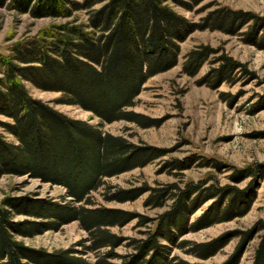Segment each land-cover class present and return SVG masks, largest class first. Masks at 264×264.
<instances>
[{"label": "trees", "instance_id": "obj_1", "mask_svg": "<svg viewBox=\"0 0 264 264\" xmlns=\"http://www.w3.org/2000/svg\"><path fill=\"white\" fill-rule=\"evenodd\" d=\"M4 3L17 13H28L34 18L66 17L81 7L88 12L85 22H77L74 17L43 27L10 46L6 53H0V114L12 119L4 125L17 139V144L7 145L0 139V171L30 174L43 182L64 187L71 203L79 202L80 206L47 208L44 205L39 206L41 212L31 211L47 216L52 210L59 221L78 220L91 235L88 249L106 248L96 264H109L108 259L116 256L114 249L122 239L108 228L124 225L133 214L118 208L87 207L92 202L90 193L103 184V178L143 166L155 154L151 149L137 147L121 136L102 133L87 122L70 118L32 98L25 82L44 90L59 91L62 93L58 99L60 103L79 105L105 122L119 119L140 122L146 118L126 109L134 105L133 99L148 77L177 63L180 48L176 41L185 37L187 26L183 21L179 25L178 17L166 0H81L79 3L0 0V5ZM248 16L239 10L218 8L206 14L196 26L232 32L241 28ZM260 39L264 40V28L260 29ZM211 53L213 50L207 45L190 49L184 55L182 72L197 75L202 65L210 60ZM217 60L221 65L211 68L205 77L214 87L228 81L234 69L239 67L227 56ZM203 163L220 169L214 160ZM177 167L185 169L178 164ZM254 173L253 167H247L243 172H235L233 177L241 181ZM252 185L250 190H238L229 185H218L214 177L208 176L183 186L174 183L162 188L143 186L117 190L106 199L133 200L147 190L145 206L160 207L167 198L173 199L171 211L160 216L156 227L153 231L147 230L144 238L132 240L134 250L119 264H200L179 259L176 255L170 257L171 250L159 241L164 239L176 244L178 234L244 215L256 199ZM209 198L214 201L208 210L189 223V214ZM7 203L16 210L23 206V203L10 200ZM9 213L8 209L0 207V264H53V261L64 259L62 256H38L14 240L10 229L16 227L9 220ZM149 221L140 216L138 225ZM47 224L56 226L59 222ZM27 231L31 233L34 228ZM256 235L258 240L251 264H264L262 219L239 232V246L228 263L234 261L232 264H235L245 252L247 242ZM221 239L209 242L182 239L178 245L182 247L189 243V251L205 259L224 245L225 241ZM75 260L71 264H86L82 259Z\"/></svg>", "mask_w": 264, "mask_h": 264}, {"label": "rangeland", "instance_id": "obj_2", "mask_svg": "<svg viewBox=\"0 0 264 264\" xmlns=\"http://www.w3.org/2000/svg\"><path fill=\"white\" fill-rule=\"evenodd\" d=\"M166 3L178 17L179 25L184 22L188 32L182 40L176 41L180 48L177 63L148 77L134 97V105L126 109L146 119L105 122L79 105L60 103L58 99L62 93L59 91L44 90L30 82H25V86L32 98L64 115L83 120L102 133L121 136L155 154L143 166L103 178V184L90 193L92 202L87 207L118 208L133 214L124 225L108 228L122 239L114 249L116 256L108 259L109 264H119L134 250L133 239L144 238L147 230L153 231L157 219L171 211L173 199L167 198L163 206L150 207L144 204L149 190L122 202L107 200L108 196L119 189L132 187L162 188L174 183L183 186L208 176L214 177L218 185H229L238 190H247L253 184L256 199L250 209L242 216L178 234L176 244L164 239L159 244L171 250L170 257L176 255L191 263L230 264L228 261L234 257L240 243L239 232L251 228L259 219L264 220V176H261L264 172V40L260 39V29L264 28V0H199L193 3L190 0H166ZM224 7L249 14L241 28L227 32L196 26L206 14ZM87 14L81 7L66 17L34 18L28 13H17L4 3L0 5V53H6L10 46L43 27L74 17L77 22H85ZM252 17L254 21H251ZM198 45L209 46L213 53L197 75L189 76L182 72L184 55ZM220 56L230 57L239 67L234 69L228 81L214 87L205 77L211 68L221 65L217 60ZM11 122L10 117L0 114V139L6 145L17 144L15 136L4 125ZM210 159L218 163L220 169L203 163ZM177 164L185 169L180 170ZM247 167L254 168V175L241 181L234 180L235 172H243ZM7 200L23 203V206L16 210ZM213 201L214 198L203 201L189 214L188 222L203 215ZM44 205L47 208L54 205L72 207L81 203H71L65 188L60 185L43 182L30 174L0 171V207L10 212L9 220L16 227L10 229L14 240L38 256L64 258L53 264H71L75 259L96 264L106 248L89 250L91 235L78 220L59 221L52 210L47 216L31 211H40ZM140 216L151 221L138 225ZM49 222L59 224L51 226L47 224ZM28 228H34V231L30 233ZM221 237L224 245L205 259L191 253L189 243L182 247L178 245L182 239L209 242ZM257 240L258 235L247 242L245 252L235 264H251Z\"/></svg>", "mask_w": 264, "mask_h": 264}]
</instances>
